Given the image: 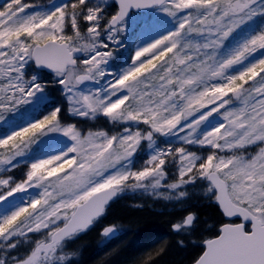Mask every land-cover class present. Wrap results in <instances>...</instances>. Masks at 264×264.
<instances>
[{
    "label": "snow or ice",
    "instance_id": "obj_1",
    "mask_svg": "<svg viewBox=\"0 0 264 264\" xmlns=\"http://www.w3.org/2000/svg\"><path fill=\"white\" fill-rule=\"evenodd\" d=\"M145 10L166 15L174 26L140 44L126 68L110 71L127 19ZM258 16L264 17V0H71L46 10L8 0L0 7V125H10L0 132V201L38 190L0 214V264H69L68 242L118 193L140 189L179 201L197 179L223 216L236 219L203 241L193 264H264V55L252 58L264 50V23L230 40ZM32 64L51 71L69 113L103 115L122 130L84 131L62 122L58 106L14 124L10 115L44 98L46 85L28 72ZM85 82L98 86L85 91ZM214 113L221 121L202 130ZM52 134L65 138L63 146L28 159ZM156 134L213 151L205 157L183 146H155ZM142 141L150 158L134 170ZM170 160L178 176L165 184ZM21 165L25 172L16 177ZM196 222L186 212L172 228L190 233ZM117 231L110 225L101 234ZM22 243L31 247L11 255Z\"/></svg>",
    "mask_w": 264,
    "mask_h": 264
},
{
    "label": "rangeland",
    "instance_id": "obj_2",
    "mask_svg": "<svg viewBox=\"0 0 264 264\" xmlns=\"http://www.w3.org/2000/svg\"><path fill=\"white\" fill-rule=\"evenodd\" d=\"M8 0H0V7L6 4ZM26 3L39 5L42 9L46 10L52 4H61V3H70L71 0H24ZM112 9H109L111 11ZM84 23L81 22V29L84 30ZM262 23H264V17H256L253 21L249 22L248 24L242 26L240 30L233 34V37H230L232 43H235V40L239 38L241 32L247 31L251 28H257ZM173 22L171 18L167 17L164 14H156L152 12H148L147 14H131L127 19V27L126 31L121 35L122 44L120 47H114V56L110 60L108 68L112 72L119 71L123 68H126L128 65L131 64L130 57L134 54L135 49L142 43L147 42L151 38L157 36L160 33L165 32L168 29L173 27ZM261 55H264V50H258L256 53L253 54V59L259 58ZM29 74H36L40 78V82L45 84V93L44 98L37 101L36 103L23 106L17 113L14 115L9 116V120L14 122V124H22L27 120H31L34 118H41L43 115L50 112L54 107L61 108V120L64 123H71L77 125L79 129L84 131L88 130H98L103 129L109 133H118L122 130L124 125L122 124H114L108 118L104 117L103 115H99L95 119L83 118L79 116L72 115L68 111V104L67 101L62 93L61 86L58 83L54 82L53 74H46L44 72L37 71L33 64L30 65L28 69ZM112 77L109 76L107 79H111ZM103 83V81L101 82ZM94 82H85V84L81 85L83 90L88 91L97 87ZM211 107V106H210ZM222 117L218 113H214L212 117H209V120L205 122L201 126L202 130H205L211 127L213 124L220 122ZM10 127L9 124H2L0 125V132L8 130ZM132 127L135 128L136 125L133 122ZM139 127L141 129L146 128L147 126L140 124ZM179 136H183V133L178 134ZM65 138L62 137L61 134H52L50 138H45V142L41 144H37L33 146L32 152L28 159H32L35 157L42 156L50 151H54L55 149L62 147V141ZM155 146L159 147H167L171 146L173 148L183 146L190 152H195L198 155L205 156L213 151L210 146H199L196 144H183V142L177 136H164L161 134H156L155 137ZM255 149H253L254 151ZM150 149L148 147L147 141H142L140 146L138 147L136 153L132 157L133 161V169H138L143 166V164L150 158ZM166 171L167 177L165 179V184L174 182L177 179V163L171 162V160L166 164ZM25 172V166L21 165L20 167L16 168L13 172V175L16 177H21ZM205 182L197 179L194 184H188L185 186V190L187 191L188 195L183 200H166L163 198H158L153 196L151 193H145L143 190L140 189H126L123 192L119 193L118 198L116 201V206L119 208L117 210H135V209H142L147 208L148 211L151 213L155 211L156 213H166L171 215L172 222H171V231L176 234L177 238H188L190 234L197 235V244L200 243L203 239H207L208 237H212L215 234H207V233H215L214 224H212L211 220H204L200 222L199 213H201V209L210 208L213 205L215 206V201L209 199L204 194ZM164 191V189H161ZM37 189H28L26 192L16 193L13 197H9L8 200L0 201V214L10 211L15 205L19 204L22 200H27L29 196H33L36 194ZM114 201V202H115ZM113 202V203H114ZM112 203V204H113ZM111 204V205H112ZM158 210V211H157ZM111 212V211H110ZM108 211L106 210L103 216H106ZM186 212H194L197 215V222L196 227L190 233L184 232H176L172 228V224L176 222L180 217L185 215ZM112 214V213H111ZM170 217V216H169ZM224 220V219H223ZM225 222V220H224ZM94 226H101L98 222ZM103 226V225H102ZM107 226H109L107 224ZM119 232V231H118ZM131 230L124 227L123 230V237H120V240L116 244L119 248L125 243L126 240L124 238H128L126 236L129 234ZM121 234V233H119ZM185 234V235H183ZM206 236L204 237V235ZM31 238L37 239L39 238L37 234H30ZM181 235V237H180ZM183 235V236H182ZM189 235V236H188ZM204 237V238H203ZM175 239V240H176ZM75 240V239H74ZM124 240V241H123ZM128 240V239H127ZM73 241V240H72ZM68 242L66 247V252L68 253H77L75 250L76 244L71 247V244L74 242ZM177 241H180L177 239ZM183 243L191 245V239L189 241L182 240ZM122 244V245H121ZM31 247L30 244L22 243L11 255H23L29 248ZM96 250H94L95 253ZM200 251V250H199ZM79 254V253H78ZM80 257V255H79ZM76 260L78 257H74L71 255V259ZM96 258V256L94 257ZM70 259V260H71ZM83 260V255L78 258V262L76 264H80ZM72 263V260L69 262Z\"/></svg>",
    "mask_w": 264,
    "mask_h": 264
},
{
    "label": "trees",
    "instance_id": "obj_3",
    "mask_svg": "<svg viewBox=\"0 0 264 264\" xmlns=\"http://www.w3.org/2000/svg\"><path fill=\"white\" fill-rule=\"evenodd\" d=\"M116 204L115 201L110 205L106 209L108 213L111 211L110 214L102 216L101 219L93 223L92 227H106L107 224L109 226L115 225L121 233L120 237H123L125 227L131 230L126 235L128 238H124L126 242H123L119 248L116 244L120 239L106 243L95 239V232L90 230L74 243L77 248L74 257L80 258L83 255L80 264H191L201 253L205 239L202 240L200 246V243L197 244V235L194 233L188 235V238H177L180 241L191 239V245L181 244L175 237L177 233L171 231L173 219L171 215L156 213L155 211L151 213L147 208L128 211L117 210L119 207ZM198 217L200 222L211 220L214 224L213 227L216 226L215 233L220 224L224 222L218 208L214 205L210 208L201 209ZM98 222L101 226H94ZM94 250H96L95 253ZM95 256L96 258H94ZM77 262L78 260L76 262L73 260L69 264H76Z\"/></svg>",
    "mask_w": 264,
    "mask_h": 264
},
{
    "label": "flooded vegetation",
    "instance_id": "obj_4",
    "mask_svg": "<svg viewBox=\"0 0 264 264\" xmlns=\"http://www.w3.org/2000/svg\"><path fill=\"white\" fill-rule=\"evenodd\" d=\"M236 222H238V221H236ZM104 227H98V228H93V227H89L87 230H85V231H83V232H81L76 238H75V240H73L72 242H76L77 240H79L85 233H87L88 231H90V230H93V232H95V239H98V240H100V241H104V242H106V243H109V242H111V241H114V240H119L120 239V234H119V232L117 231V233L114 235V236H112V238H107V237H104V236H102V229H103ZM73 245L74 244H71V247H73ZM202 252V251H201ZM72 261H73V258L71 259ZM70 260V261H71ZM69 261V262H70ZM75 261V260H74ZM193 263V262H192ZM191 263V264H192Z\"/></svg>",
    "mask_w": 264,
    "mask_h": 264
},
{
    "label": "water",
    "instance_id": "obj_5",
    "mask_svg": "<svg viewBox=\"0 0 264 264\" xmlns=\"http://www.w3.org/2000/svg\"><path fill=\"white\" fill-rule=\"evenodd\" d=\"M150 11H151V10H145V11H142V12H133L132 14H147V13L150 12ZM130 15H131V14H130ZM77 55H79V54H77ZM33 67H34L37 71L44 72V73H46V74H52L51 71L48 70V69H46V68H37L34 64H33ZM118 194H119V193H118ZM118 194H117V196L113 197L112 200H110V201L108 202L106 208H107L110 204H112V203L117 199ZM214 203H215V206L218 208L219 213L221 214V216L223 217V219H224L225 221H230V220H235V219H236V218H228V217L223 216L222 211H221V209L219 208L218 204H217L216 202H214ZM106 208H105V209H106ZM99 218H100V217H99ZM99 218H98V219H99ZM107 238H112V237H107ZM192 264H193V263H192Z\"/></svg>",
    "mask_w": 264,
    "mask_h": 264
},
{
    "label": "bare ground",
    "instance_id": "obj_6",
    "mask_svg": "<svg viewBox=\"0 0 264 264\" xmlns=\"http://www.w3.org/2000/svg\"><path fill=\"white\" fill-rule=\"evenodd\" d=\"M76 260H78V259H76ZM76 260H75V262H76Z\"/></svg>",
    "mask_w": 264,
    "mask_h": 264
}]
</instances>
